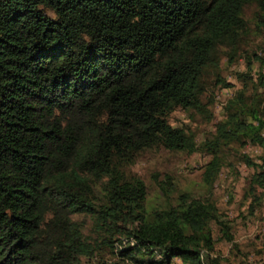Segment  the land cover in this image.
Segmentation results:
<instances>
[{"label": "trees", "instance_id": "16d2710c", "mask_svg": "<svg viewBox=\"0 0 264 264\" xmlns=\"http://www.w3.org/2000/svg\"><path fill=\"white\" fill-rule=\"evenodd\" d=\"M253 31L262 41L250 46ZM223 56L247 70L198 141L170 116L212 120L215 87L231 85ZM246 142L264 146V0H0V264H93L103 247L132 264H225L212 255L213 223L227 226L212 200L183 192L148 211L128 169L147 149L199 151L212 185L226 150ZM238 156L254 168L253 209L264 161Z\"/></svg>", "mask_w": 264, "mask_h": 264}, {"label": "rangeland", "instance_id": "374dc122", "mask_svg": "<svg viewBox=\"0 0 264 264\" xmlns=\"http://www.w3.org/2000/svg\"><path fill=\"white\" fill-rule=\"evenodd\" d=\"M255 12L254 5H246L244 8V18L252 29L256 22ZM251 34L250 46L262 41V37H256L254 31ZM221 68V74L230 81L231 85L228 87L219 85L213 88L214 96L210 108L214 117L211 121H207L205 117L194 111L188 112L182 109H177L170 116L173 125L192 130L197 134L198 141L210 136L215 131V124L224 118L227 100L242 85L237 78L238 72L247 70L245 60L242 58L231 64L225 56ZM253 69V75L256 76L259 73V64L256 63ZM210 98L211 96L204 100L208 102ZM240 152L249 154L258 163L264 161V146L252 142H246L244 146L235 144L226 150L225 164L212 185L208 184L204 176L205 165L210 156L199 151L190 153L183 150L172 151L163 147L147 149L138 155L136 163L128 170L139 175L147 185L148 211L177 203L179 194L183 192L212 200L218 207L219 218L227 223L224 229L216 222L212 225L215 240L212 255L220 256L225 264L238 262L262 264L264 263V201L251 209V199L247 191L254 168L239 159ZM169 179L172 186L169 192L165 193L160 183ZM74 218L85 221L83 233L88 238L99 234L93 232L89 217L79 214ZM228 236H231L232 240H229ZM92 263L132 264L122 259L118 252H111L108 247L100 249ZM172 264H181V260L175 258Z\"/></svg>", "mask_w": 264, "mask_h": 264}]
</instances>
